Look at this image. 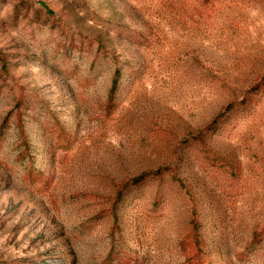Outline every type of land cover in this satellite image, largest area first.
<instances>
[{"label":"rangeland","instance_id":"rangeland-1","mask_svg":"<svg viewBox=\"0 0 264 264\" xmlns=\"http://www.w3.org/2000/svg\"><path fill=\"white\" fill-rule=\"evenodd\" d=\"M0 264H264V0H0Z\"/></svg>","mask_w":264,"mask_h":264},{"label":"trees","instance_id":"trees-1","mask_svg":"<svg viewBox=\"0 0 264 264\" xmlns=\"http://www.w3.org/2000/svg\"><path fill=\"white\" fill-rule=\"evenodd\" d=\"M47 11L50 14H52L51 11H49V10H47ZM89 42H90V44H96V51L97 52L108 55L106 48L102 45V43H100L99 41H94V40L93 41L89 40ZM119 76H120V72H119V69L117 68L113 73L111 88L109 90L108 100L106 102V112L108 115L113 113V110L115 109V107L118 104V97L116 94V92H117L116 90L118 87ZM19 89L20 90H19L18 101L16 103L17 104V106H16L17 118H18L17 123H18V127H19L18 136H19L20 141L24 145H26V147H28L29 141H28L27 131H26V129H23L22 123L20 121V116H19V114L23 112L21 108L26 107L25 102H26L27 97H25V94L23 92V88L21 86H19ZM56 125L58 127H55V129H53V132L56 134L55 138L58 142H60V144L62 146V150L67 151L73 145V143L75 141V136L73 135V133H71L70 131L65 129L60 123L57 122ZM34 173L37 175V177L33 178V182L38 183V184H40L39 186H43L42 188H45L47 186V184L49 183V177L45 176L43 174V172L35 171ZM28 177L31 178L29 173H28ZM186 241L189 243V245L194 246L197 249L200 246V244L202 243V240L200 239L199 234L196 231L195 226H193V228L191 230V234L183 240V244H185ZM198 263H200V262H198Z\"/></svg>","mask_w":264,"mask_h":264}]
</instances>
